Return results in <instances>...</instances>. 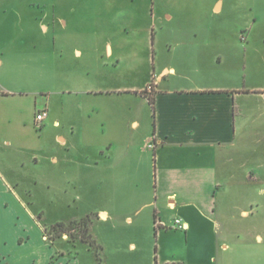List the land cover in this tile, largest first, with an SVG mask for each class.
I'll return each instance as SVG.
<instances>
[{"label":"crops","instance_id":"1","mask_svg":"<svg viewBox=\"0 0 264 264\" xmlns=\"http://www.w3.org/2000/svg\"><path fill=\"white\" fill-rule=\"evenodd\" d=\"M218 5L222 8L221 0L215 11ZM120 18L123 34L141 38L142 46L128 51L135 59L143 54L144 85L122 87L116 84L119 78L102 74L126 61L125 43L103 34V53L97 50L100 80L78 89L86 97L68 122L71 138L58 136L62 147L79 155L72 164L77 192L99 197L108 206L98 213L101 221L129 229L140 246L151 244L147 255L118 264H156L155 258L158 264H264L263 190L257 197L253 192L264 181L238 158L250 104L264 102V89L233 84L229 57L216 33L171 31L163 42L164 35L155 29L137 30L141 16ZM42 29L48 32L49 27L43 24ZM162 52L172 60L166 62ZM75 54L82 57L79 49ZM3 65L0 56V69ZM42 96L46 102L39 106L35 101V110H46L47 118L33 122L42 130L61 126L62 118L52 116L50 93ZM0 98H10V87L1 78ZM3 118L0 112V128H10V113L7 122ZM141 128L137 141L126 137ZM96 136L104 137L102 143ZM51 163L55 167L60 160L53 156ZM17 188L0 173V264H81L73 251L66 255L57 242L45 240L44 212L24 201ZM25 192L32 199L31 189ZM16 197L20 211L14 222L5 221L2 212L10 210V198ZM176 219L184 229L174 228ZM90 234L103 255L92 227ZM77 242L92 248L82 240L72 244Z\"/></svg>","mask_w":264,"mask_h":264},{"label":"rangeland","instance_id":"2","mask_svg":"<svg viewBox=\"0 0 264 264\" xmlns=\"http://www.w3.org/2000/svg\"><path fill=\"white\" fill-rule=\"evenodd\" d=\"M218 1L0 0V56L4 60L0 78L10 87V98H0V112L3 122H7L8 113L12 116L10 128L6 125L0 128V173L18 185V193L24 201L31 200L35 209L44 212L48 225L43 229L45 240L52 245L57 242L55 246L66 255L73 251L81 264L129 261L135 256L147 255L151 244L140 246L129 229L102 222L98 213L109 209L108 206L99 197L89 199L75 189L72 164L79 155L62 147L58 136H71L68 122L77 110L78 101L86 97L79 94L78 89L94 86L102 74L112 80L119 78L116 84L122 87L144 85L143 54L139 52L135 59L134 53L128 51L135 45L142 46L141 38L123 34V24H117L119 17L135 13L142 17L137 30L145 34L155 29L164 35L163 42L171 31L218 34L219 47L224 56L229 57L233 84L263 90L264 0H221L222 8L218 5L215 11ZM43 24L49 27L48 32L43 31ZM103 34L125 43L126 61L120 69H103L100 74L97 50L102 49L103 53L100 41ZM76 49L82 51L79 59ZM162 53L166 62L172 60ZM227 78L224 74L223 80ZM46 93H50L52 116L62 119L61 126L53 123L42 130L33 122L37 116L35 101L43 105L46 101L42 95ZM250 105H254L253 111L247 114L246 133L238 158L264 181V102L255 99ZM142 132V128L133 130L126 137L137 141ZM113 137L116 139V135ZM103 140L101 136L95 138L98 143ZM53 156L60 160L55 167L51 166ZM27 189H31L32 199L26 194ZM260 191L264 203V183L253 189L256 197ZM18 202L17 197L10 198V210L2 212L5 221L14 222L15 213L20 211ZM21 216L25 223H31ZM87 217H90L93 234L105 248L103 255L81 242L73 245L80 238H72V235L69 239L62 238L53 228L57 222L68 225ZM131 244L137 248L132 249Z\"/></svg>","mask_w":264,"mask_h":264},{"label":"trees","instance_id":"3","mask_svg":"<svg viewBox=\"0 0 264 264\" xmlns=\"http://www.w3.org/2000/svg\"><path fill=\"white\" fill-rule=\"evenodd\" d=\"M150 103L152 106H154V99L152 97L149 98ZM155 220L157 222V214L155 216ZM90 217L83 218L80 221H73L70 224H65L63 222L57 223L54 225L56 233L59 234V236H62L63 233H70L72 235V238H80L83 242L88 243L91 247L96 248L98 251L102 249L100 245L97 244V242L94 240L92 235L90 234ZM156 264L157 258H155Z\"/></svg>","mask_w":264,"mask_h":264},{"label":"built area","instance_id":"4","mask_svg":"<svg viewBox=\"0 0 264 264\" xmlns=\"http://www.w3.org/2000/svg\"><path fill=\"white\" fill-rule=\"evenodd\" d=\"M47 115H48V113H47L46 110H43V111L39 112L37 114V116H36V121L41 124L47 118ZM40 126L41 125H39V127ZM174 228H177V229H184L185 228V226L182 223L181 219H176L174 221ZM63 235H65L67 238H70V236H71L70 233H63Z\"/></svg>","mask_w":264,"mask_h":264}]
</instances>
